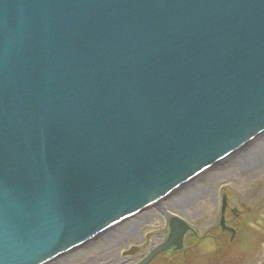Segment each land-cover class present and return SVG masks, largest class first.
<instances>
[{
    "label": "water",
    "instance_id": "95a60500",
    "mask_svg": "<svg viewBox=\"0 0 264 264\" xmlns=\"http://www.w3.org/2000/svg\"><path fill=\"white\" fill-rule=\"evenodd\" d=\"M263 135L264 0H0V264L53 263Z\"/></svg>",
    "mask_w": 264,
    "mask_h": 264
},
{
    "label": "flooded vegetation",
    "instance_id": "af4514ba",
    "mask_svg": "<svg viewBox=\"0 0 264 264\" xmlns=\"http://www.w3.org/2000/svg\"><path fill=\"white\" fill-rule=\"evenodd\" d=\"M255 173L257 177L264 171ZM245 179L252 180L250 175L233 170L214 173L204 191L196 193L193 204L176 209L177 199L191 191L182 189L179 195L130 217L128 220L134 219L100 242L88 243L51 264H192L194 250L208 239L217 241V256L236 238L238 219L251 209L255 199L257 188ZM243 188L250 190L243 192ZM228 235L229 243L220 245L219 239ZM211 260L203 258L202 264H211Z\"/></svg>",
    "mask_w": 264,
    "mask_h": 264
},
{
    "label": "rangeland",
    "instance_id": "374dc122",
    "mask_svg": "<svg viewBox=\"0 0 264 264\" xmlns=\"http://www.w3.org/2000/svg\"><path fill=\"white\" fill-rule=\"evenodd\" d=\"M262 171H264V168H261L258 173ZM245 181L250 186L257 188V191L254 194L256 196L252 202V207H250L251 209H248L238 219L236 238L230 244H228L229 235L226 238H220V245L226 243L228 245H225L227 249L217 256V241L209 239L203 241L194 250L195 261L192 264H202L203 258L206 257L212 259L211 264H264V173L250 181L248 179H245ZM249 190L250 188L242 189L243 192Z\"/></svg>",
    "mask_w": 264,
    "mask_h": 264
},
{
    "label": "bare ground",
    "instance_id": "6f19581e",
    "mask_svg": "<svg viewBox=\"0 0 264 264\" xmlns=\"http://www.w3.org/2000/svg\"><path fill=\"white\" fill-rule=\"evenodd\" d=\"M262 149H264V135L256 139L251 144L247 145L243 150H241V152H243L244 155L243 156H240V154L236 155L235 157L237 158L236 161L233 160L232 157H231L232 159L228 158L227 160L223 161L219 165L217 164V166H215L214 168H210L207 172L195 177L192 181L187 182L179 190L175 191L172 195H169L168 197L177 196L179 195L180 190L191 188L190 193H188L183 199L182 197L178 198L177 201L175 202L176 209L178 208L182 209L184 207L183 205H186V204L189 205V204L194 203V200H195L194 198L196 196V193L200 194L204 191L206 181L209 180L213 176L214 173H217V172L220 173V172H223L224 170L226 171L233 170V172H238L239 174L241 173L248 174L251 176V179L254 178L256 176L255 171H259L261 168H264V160L261 163L259 160L261 157ZM244 156L247 159H253L252 162L247 164V166H243L244 163L242 165V161H244L242 159H244ZM257 162H259V164ZM163 201H165V199H163L162 201L158 203L153 204V206L154 205L157 206L158 204H161ZM133 219L134 218H131L130 220H133ZM130 220L127 219L124 221H120L118 224L113 225L110 229H108L105 233H103L99 238H96L95 241L99 240L98 242H100L101 241L100 239L105 238L108 235H111L112 231H114L116 228L121 226L123 223H126ZM91 242H94V240Z\"/></svg>",
    "mask_w": 264,
    "mask_h": 264
}]
</instances>
